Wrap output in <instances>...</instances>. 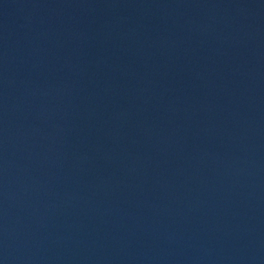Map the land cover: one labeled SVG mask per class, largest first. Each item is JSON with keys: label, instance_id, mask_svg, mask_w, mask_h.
I'll return each mask as SVG.
<instances>
[{"label": "water", "instance_id": "obj_1", "mask_svg": "<svg viewBox=\"0 0 264 264\" xmlns=\"http://www.w3.org/2000/svg\"><path fill=\"white\" fill-rule=\"evenodd\" d=\"M0 264H264V0H0Z\"/></svg>", "mask_w": 264, "mask_h": 264}]
</instances>
